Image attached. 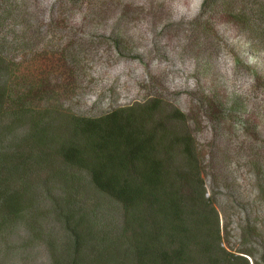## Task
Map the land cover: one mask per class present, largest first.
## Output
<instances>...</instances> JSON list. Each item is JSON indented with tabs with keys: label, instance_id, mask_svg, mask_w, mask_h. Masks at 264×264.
<instances>
[{
	"label": "rangeland",
	"instance_id": "rangeland-1",
	"mask_svg": "<svg viewBox=\"0 0 264 264\" xmlns=\"http://www.w3.org/2000/svg\"><path fill=\"white\" fill-rule=\"evenodd\" d=\"M204 1L0 0V39L16 62L11 90L30 95L32 107L87 118L153 98L173 104L196 139L225 245L239 250L247 241L261 259L264 0H223L205 11ZM24 135L19 128L0 147L20 144L26 154ZM46 173L33 169L29 178ZM76 174L77 209L97 230L118 233L119 205L95 192L87 173ZM37 201L42 209L52 203L41 193ZM44 226L62 247L63 227L52 216ZM13 232L0 239V264H53L46 242L32 243L25 222Z\"/></svg>",
	"mask_w": 264,
	"mask_h": 264
},
{
	"label": "trees",
	"instance_id": "trees-1",
	"mask_svg": "<svg viewBox=\"0 0 264 264\" xmlns=\"http://www.w3.org/2000/svg\"><path fill=\"white\" fill-rule=\"evenodd\" d=\"M222 2L205 0L203 10ZM7 43L0 39V142L21 128L29 151L13 143L0 147V239L25 222L32 243L46 242L53 264H264V253L258 259L247 241L239 250L225 245L219 212L205 195L196 139L180 109L163 98L99 118L32 107L30 95L14 97L11 90L16 62ZM33 169L46 171L45 179L31 181ZM79 172L121 208L118 233L97 230L77 209ZM39 193L52 202L49 209L40 208ZM261 195L264 200V187ZM51 216L63 227L62 247L53 232L45 233Z\"/></svg>",
	"mask_w": 264,
	"mask_h": 264
}]
</instances>
